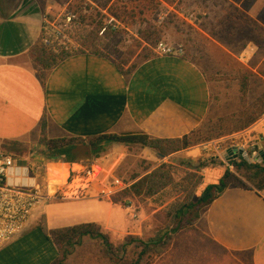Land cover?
I'll list each match as a JSON object with an SVG mask.
<instances>
[{
    "label": "crops",
    "instance_id": "0c3cea01",
    "mask_svg": "<svg viewBox=\"0 0 264 264\" xmlns=\"http://www.w3.org/2000/svg\"><path fill=\"white\" fill-rule=\"evenodd\" d=\"M42 14L36 0H0V153H12L17 166L42 164L41 181L48 182L49 193L80 162L108 158L112 169L130 147L158 155L137 144L110 143L95 156L91 137L143 133L176 139L205 125L215 95L204 69L185 54H154L126 74L107 56L78 52L61 60L41 80L29 50L41 36ZM42 122L46 139L66 143L46 151L40 144ZM232 133L264 142V113ZM195 146L163 158L169 163L190 159L194 164L202 156ZM52 165L64 167L66 175L61 170L59 179L49 171ZM91 194L39 204L27 229L0 248V264H50L57 257L40 221L46 231L84 222H96L106 233L125 228L123 208ZM195 227L240 264H264V187L228 186L200 213ZM90 240L84 236L81 245Z\"/></svg>",
    "mask_w": 264,
    "mask_h": 264
},
{
    "label": "rangeland",
    "instance_id": "374dc122",
    "mask_svg": "<svg viewBox=\"0 0 264 264\" xmlns=\"http://www.w3.org/2000/svg\"><path fill=\"white\" fill-rule=\"evenodd\" d=\"M36 1L49 26L61 30L49 47L54 52H98L127 69L154 53L155 44L163 40L181 46L210 78L215 99L206 124L196 135V152L202 156L193 161L198 164L212 159L203 176L202 169L189 167L190 159L169 163L159 154L132 147L111 167L114 175L131 184L159 168L164 172L161 177L166 184H155L149 195L117 193L109 197L123 208L125 225L107 233L114 247L123 243L127 234L145 241L155 238L170 226L166 214L173 203L195 199L206 185L218 183L225 168L224 164L223 168L217 166L221 159L239 156L240 146L250 155L254 137L233 136L227 116L242 110L243 103L250 107L264 93V0H151L147 7L128 0ZM67 15L71 16L69 22ZM240 72L253 74L245 102L240 101L236 80ZM102 160L107 167L111 165L108 158ZM51 170L55 175L63 170L66 175L64 167L52 165ZM63 183L64 179L57 185ZM141 250L135 244L128 246L125 257L116 263L109 259L102 242L93 239L76 246L64 264H240L200 231L189 229L174 233L158 254L148 250L142 255Z\"/></svg>",
    "mask_w": 264,
    "mask_h": 264
},
{
    "label": "trees",
    "instance_id": "16d2710c",
    "mask_svg": "<svg viewBox=\"0 0 264 264\" xmlns=\"http://www.w3.org/2000/svg\"><path fill=\"white\" fill-rule=\"evenodd\" d=\"M150 1L151 0H128L130 4L132 2H137V6L140 4L143 7H147ZM41 36L29 50V56L34 65H36V67L38 68V76L41 80H44L48 72L61 60L78 52H68L63 49H60L58 52H54L49 48L51 46H45L42 43ZM154 54L156 53L154 52L146 55L144 59ZM116 64L120 68V70H122L126 74L129 73L134 67H136V64H132L127 69H124L118 63ZM251 75L253 74L249 72L239 73L238 80L240 86V101L242 102H245V98L248 92V81ZM243 105L245 106L242 108V110L235 112L230 116H227V125L230 124L229 132L231 133L245 129L246 127L251 125L262 113H264V93L259 96L250 107L246 106L245 103H243ZM44 129L45 128L42 122V136L40 138V144L46 147V151H50L57 146L66 143L65 140L56 141L46 139ZM201 129L196 132H192L189 135H184L181 138L176 139H157L143 133H108L91 137L89 139V145L92 147L93 154L95 156L99 155L101 151L105 149L107 144L115 143L126 146L137 144L142 147L152 148L157 151V153L161 157H164L177 150L195 145L197 143L196 135L199 134ZM262 153L264 154V150L262 151ZM226 157L232 163L233 171L224 168V171L218 183L206 185L195 197V199L188 198L173 203V208L166 214V217L170 221V226L162 230V232H160L155 238L148 239L147 241L137 236L127 235L125 236L123 243L119 244L117 247H114L113 243L109 240L107 233L104 232L100 224L96 222L78 223L71 226L55 228L50 231H46L43 222L40 221V229L47 237H49L53 241L58 253L57 257L50 264H64L67 257L74 251L75 247L81 245L82 238L84 236H88L91 239H99L102 242L104 251L109 259H111L113 262L119 263L125 257L127 247L132 244H135L142 248V255L145 254L148 250H152L155 254H158L162 251L163 248L168 246L171 236L181 229H189L199 232V230L195 227V221L199 217L200 213L228 186L232 185L244 190H261L264 187V155L261 156L259 154L254 163H248L247 161L242 159L237 160V157L233 158V155ZM212 162V159H207L206 161L200 162L196 165L189 164V167L194 169L195 171H198L209 166V163L212 164ZM219 164L223 165L222 162H220ZM161 168H164V165H162ZM51 169L52 166L49 168V171ZM162 175L165 176L162 169L159 168L157 170H154L153 172L147 173L140 177L138 180L134 181L129 186V188L123 190L120 193L127 194L128 196L132 194L140 196L141 194L145 193L149 195L151 194V191L154 189V187H156L155 184H157V187H162L163 184H166L165 182L167 180L163 179L161 177ZM56 176L61 179L62 173H58L56 174ZM159 176L160 178H157ZM197 184L199 183H196V186ZM111 201L116 202L113 199H111Z\"/></svg>",
    "mask_w": 264,
    "mask_h": 264
},
{
    "label": "built area",
    "instance_id": "2783aa9c",
    "mask_svg": "<svg viewBox=\"0 0 264 264\" xmlns=\"http://www.w3.org/2000/svg\"><path fill=\"white\" fill-rule=\"evenodd\" d=\"M66 20L71 21V16L67 15ZM42 22V43L51 46L52 40L58 38L61 30L51 28L45 14H42ZM154 52L159 55H184L181 46L163 40L155 44ZM252 141L250 155L240 146L239 156L235 157L254 163L264 147H260L258 137H254ZM102 159L97 157L89 162H80L77 168L69 172L66 181L49 193L48 182L41 181L45 172L42 164L17 166L14 156L0 153V248L27 229L33 212L42 202L81 199L87 192L96 198H109L129 188L131 182L114 175L113 170ZM222 161L225 168L233 171L228 158L225 157Z\"/></svg>",
    "mask_w": 264,
    "mask_h": 264
},
{
    "label": "water",
    "instance_id": "95a60500",
    "mask_svg": "<svg viewBox=\"0 0 264 264\" xmlns=\"http://www.w3.org/2000/svg\"><path fill=\"white\" fill-rule=\"evenodd\" d=\"M260 155L262 156V155H264L263 153H260Z\"/></svg>",
    "mask_w": 264,
    "mask_h": 264
},
{
    "label": "bare ground",
    "instance_id": "6f19581e",
    "mask_svg": "<svg viewBox=\"0 0 264 264\" xmlns=\"http://www.w3.org/2000/svg\"><path fill=\"white\" fill-rule=\"evenodd\" d=\"M48 173H49V171H48Z\"/></svg>",
    "mask_w": 264,
    "mask_h": 264
}]
</instances>
